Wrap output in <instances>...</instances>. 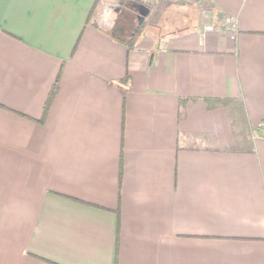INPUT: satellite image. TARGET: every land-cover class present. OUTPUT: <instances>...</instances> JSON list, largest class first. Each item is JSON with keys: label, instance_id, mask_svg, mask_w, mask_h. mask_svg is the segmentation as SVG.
Returning <instances> with one entry per match:
<instances>
[{"label": "crops", "instance_id": "1", "mask_svg": "<svg viewBox=\"0 0 264 264\" xmlns=\"http://www.w3.org/2000/svg\"><path fill=\"white\" fill-rule=\"evenodd\" d=\"M107 1L0 0V264H264V0Z\"/></svg>", "mask_w": 264, "mask_h": 264}, {"label": "trees", "instance_id": "2", "mask_svg": "<svg viewBox=\"0 0 264 264\" xmlns=\"http://www.w3.org/2000/svg\"><path fill=\"white\" fill-rule=\"evenodd\" d=\"M142 27V23L138 25L136 28V33H140ZM56 90V83L53 84L49 95L44 103L43 107V113H46L49 103L52 100V96L54 95ZM215 104L218 106H226L229 109V117L231 122V128L233 131V134L235 136V139L239 145V148H241L242 142L246 141L247 133H246V123H245V108L241 100L238 98H232V97H225V98H215L214 99ZM261 127L257 128L255 132H259ZM252 148H250L251 150Z\"/></svg>", "mask_w": 264, "mask_h": 264}, {"label": "rangeland", "instance_id": "3", "mask_svg": "<svg viewBox=\"0 0 264 264\" xmlns=\"http://www.w3.org/2000/svg\"><path fill=\"white\" fill-rule=\"evenodd\" d=\"M141 2H143V1H141ZM111 4H118V7H119L118 11L121 9L122 13H121V17H120L119 22H118V29L117 30L119 33H125L126 32L125 29H124V31L122 29L126 28L127 24L129 23V20H131L133 18L134 14L131 11V9H133V7H132L130 1H128V0L127 1L126 0H110V1L106 2V6L111 5ZM147 5H149V7H152V9H153L151 14L148 16V19H147L148 21H154L155 18L161 14H162V16H164L163 12H164L165 8H163V7L157 8V7L153 6L152 3H150V4L147 3ZM135 11H136V9H135ZM115 15H116V13L113 14V16H115ZM169 16L171 17V19H173V17L175 18L177 16V14L173 13ZM117 20H118V15L115 16V20L112 24V27H110V28H113L115 26ZM137 23H138V21H137ZM145 26H146L145 22L143 21L141 31L144 30Z\"/></svg>", "mask_w": 264, "mask_h": 264}, {"label": "built area", "instance_id": "4", "mask_svg": "<svg viewBox=\"0 0 264 264\" xmlns=\"http://www.w3.org/2000/svg\"><path fill=\"white\" fill-rule=\"evenodd\" d=\"M118 9H119L118 4H111V5L105 6V8L99 14V21H100L101 26H103L104 28L112 27V24L116 16V15L113 16V14L117 13ZM219 25L229 30L230 32H235L237 29L236 19L229 15H224L221 18ZM206 28L211 29L212 26L207 25Z\"/></svg>", "mask_w": 264, "mask_h": 264}, {"label": "water", "instance_id": "5", "mask_svg": "<svg viewBox=\"0 0 264 264\" xmlns=\"http://www.w3.org/2000/svg\"><path fill=\"white\" fill-rule=\"evenodd\" d=\"M148 11H149V8L146 5L141 4L139 6L138 14H139L140 21L143 19L145 15H147Z\"/></svg>", "mask_w": 264, "mask_h": 264}]
</instances>
